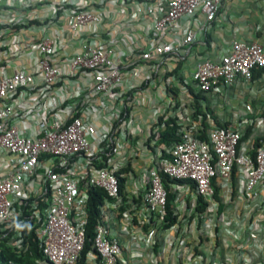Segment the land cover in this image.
Wrapping results in <instances>:
<instances>
[{"label": "crops", "instance_id": "crops-1", "mask_svg": "<svg viewBox=\"0 0 264 264\" xmlns=\"http://www.w3.org/2000/svg\"><path fill=\"white\" fill-rule=\"evenodd\" d=\"M90 4L100 12V21L72 30L69 10ZM202 19L201 14L196 19L183 17L165 33V40L181 39L188 26L196 30L197 39L150 62L140 58L156 42L153 17L145 13L144 0H5L0 4V66H7L9 73H35L41 56L36 44L49 37L56 41L50 60L59 68L55 84L46 87L35 74L31 85L8 94L0 104L14 109L11 123L30 137L39 119L49 125L65 121L68 107L79 100L76 112L87 115L97 132L88 158L101 157L103 164L98 160L95 166L112 167L123 178L120 206H101V221L121 244L117 264H264V189L258 186L256 197L242 193L243 170L235 168L229 179H216L215 196L208 201L202 198L206 202L202 211H198L201 200L194 184L169 182L176 195V220L169 227L150 216L136 196L147 185L148 169L166 158V147L158 142V127H154L159 117L175 118L182 127L199 121L205 130L214 125L237 127L242 132L239 149L251 154L256 145H264V69H256L250 80L238 77L229 88L202 94L198 103L192 80L198 61H218L235 39L264 48V0H224L215 20L200 32ZM86 42L112 48L128 93L97 92L89 72L72 74L68 59ZM72 161L80 171L85 157L75 156ZM9 170L7 155L0 149V175Z\"/></svg>", "mask_w": 264, "mask_h": 264}, {"label": "built area", "instance_id": "built-area-1", "mask_svg": "<svg viewBox=\"0 0 264 264\" xmlns=\"http://www.w3.org/2000/svg\"><path fill=\"white\" fill-rule=\"evenodd\" d=\"M5 0H0V4ZM224 0H144L145 13L153 17V34L156 42L142 51V60L154 62L164 59L196 39V30L183 28V36L174 42L165 40V33L174 30L183 17L196 19L203 16L199 31H206L215 20ZM101 14L93 5L83 9H71L69 26L79 30L86 24L100 21ZM55 39L45 37L36 47L41 56L35 73L7 71L0 66V103L8 94H16L21 88L31 85L35 74L41 76L46 87L57 82L59 68L50 57L55 54ZM28 51L32 48H27ZM112 48H99L83 43L68 59L73 75L89 72L93 89L100 93H128L120 65L113 60ZM256 69H264V48L256 42L233 40L230 50L218 61L203 59L195 64L192 80L202 94L219 87L229 88L238 77L250 80ZM76 99L68 107L65 121L49 125L39 119L33 126L34 136H26L12 123L15 111L10 105L0 104V149L7 155L10 170L0 175V239L18 257L24 258L29 242L26 234L34 229L41 256L34 264H76L85 239L87 223V199L91 187L102 188L107 197L103 204L120 206L124 196L119 177L114 168L94 165L102 158H88L93 149L96 128L87 115L78 114ZM247 108L249 106L247 105ZM191 121V120H190ZM205 128L198 122H189L181 130L180 140L166 149L168 158L147 171V185L140 195L144 209L150 216L164 221L167 190L163 175L169 179H188L194 183L197 196L208 201L213 198L216 179H229L235 168L246 174L239 190L250 197L258 195L257 187L264 189V145H256L254 153L241 151L239 141L242 132L232 125H214ZM104 138V135L102 136ZM75 156H84L80 171L72 161ZM90 157V156H89ZM101 158V159H100ZM31 221L26 233L23 224ZM122 248L112 236L101 218L94 227L92 250L85 264H117ZM6 264H23L8 259Z\"/></svg>", "mask_w": 264, "mask_h": 264}, {"label": "trees", "instance_id": "trees-1", "mask_svg": "<svg viewBox=\"0 0 264 264\" xmlns=\"http://www.w3.org/2000/svg\"><path fill=\"white\" fill-rule=\"evenodd\" d=\"M202 93L198 91L195 96V100L198 103L199 99L202 98ZM163 126V127H162ZM154 127H158L157 139L158 142L164 144L166 149L172 146L175 142L180 140L182 125L179 124L175 118H168L164 120L162 117H159L157 123ZM202 138H206V131H202ZM166 149L163 150L164 157L168 158L169 154L166 152ZM118 175V173H117ZM119 177L120 188H123V178ZM169 182H189L194 184L188 179H169L163 175V184L167 190V203H166V215L164 216V226L169 227L172 225L176 217L173 215L174 210V200L176 195L170 191L168 183ZM215 196V193H214ZM107 197L106 192L99 187H91L88 191L87 199V223L85 228V239L83 248L80 252L79 259L76 264H85L88 258L89 252L92 250V242L94 237V227L96 223L101 218V206L103 205L104 199ZM201 200V205L198 207V211H202L206 206V202L199 197ZM23 226V231L26 233V230L30 229L31 221H27ZM26 237L29 242V247L25 253V257L21 258L16 255L12 248L7 244V239H0V264H6L8 259L13 261H20L23 264H34V259L41 256V250L38 244V241L35 238L34 229H30L29 233L26 234Z\"/></svg>", "mask_w": 264, "mask_h": 264}]
</instances>
